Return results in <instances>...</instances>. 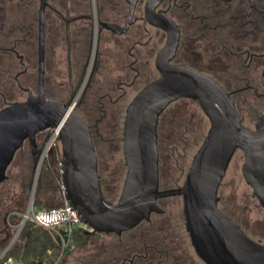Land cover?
Returning <instances> with one entry per match:
<instances>
[{
    "label": "water",
    "instance_id": "1",
    "mask_svg": "<svg viewBox=\"0 0 264 264\" xmlns=\"http://www.w3.org/2000/svg\"><path fill=\"white\" fill-rule=\"evenodd\" d=\"M39 1L36 94L28 92L25 101L6 104L0 110V185L23 143L28 141L36 154V135L52 130L61 145L60 176L65 201L72 208L70 211L76 212L78 220L89 227V234L121 236L142 222H148L152 214L163 215L159 199L178 196L182 198V214L190 244L204 264H264V244L251 239L218 208V190L237 150L244 154L243 179L264 208V114L255 123L254 130L243 127V118L221 86L206 75L171 65L179 31L166 15L155 13L161 0H147L145 20L163 30L167 40L155 60L159 78L143 87L125 109L122 154L126 173L118 201L109 202L101 190L89 127L75 112L90 69L69 106L45 97L44 11L47 3ZM127 1L129 15L124 28L102 23L99 30L125 33L138 0ZM181 99L190 100L199 107L209 128L192 158L182 187L160 191L157 126L164 111ZM49 176L45 169L44 179ZM35 185L36 181L33 191ZM31 206L32 201L26 213ZM24 223L23 219L0 259L17 240Z\"/></svg>",
    "mask_w": 264,
    "mask_h": 264
},
{
    "label": "rangeland",
    "instance_id": "2",
    "mask_svg": "<svg viewBox=\"0 0 264 264\" xmlns=\"http://www.w3.org/2000/svg\"><path fill=\"white\" fill-rule=\"evenodd\" d=\"M61 4L63 5V2ZM58 5V2H50L52 7L58 8ZM37 9L36 5L35 15ZM71 15L74 16L72 13ZM34 24V40L28 39L30 46L33 47L32 52L28 57L25 54H19L23 56L25 63L28 62V71L26 76L21 78V87L28 88L33 94L37 89L36 22ZM81 24L78 23V26ZM147 30L151 33V38L150 35L145 36L142 41L147 42L150 38L147 42L148 48L139 49V51L144 59L148 58L149 65L146 67L142 62L141 74L135 78V81H133L134 74L129 71H125L123 75L121 72L111 70L112 63L108 69L104 58L114 50L110 44H105L104 39L107 40V34L104 33L97 48L98 54L100 53V67L92 71L95 88H92L89 95L88 83L87 94L85 91L84 95L82 93L79 97L80 106L77 113L84 116L89 126L97 157V172L101 190L104 197L111 203L118 201L126 173L122 154L125 109L139 90L159 77L153 65L155 55L152 52L163 45L164 38L162 33L155 29L148 27ZM46 56L44 75L46 97L69 105L79 92L87 74L90 46H86L85 40L79 36L68 53L66 46L61 43L60 47L49 51ZM13 59L14 63L4 66V70L0 69V110L6 107V104L23 102L27 97L26 93H23L13 81L15 74L23 69L18 59L16 57ZM0 64H2L1 59ZM121 79H124V84L116 88L115 85ZM130 84L131 86H128ZM104 94L109 96L108 99L102 98ZM95 101L102 103L100 108ZM238 112L243 117L242 126L254 130L257 117L264 112V103L241 104ZM208 128L207 118L190 100L181 99L167 108L159 122L157 141L160 191L182 187L192 158L201 145ZM54 133L52 130H46L36 135V154H33L28 141H25L14 155L6 171V178L0 185V233L7 234V246L19 230L30 201L34 209L38 207L56 208L64 204V194L60 189L61 145L57 138L52 145H48ZM47 147L48 151L43 155L39 169V162ZM243 163L244 154L241 150H237L218 190V208L237 223L251 239L264 244V208L260 206L253 196L252 189L243 179L241 173ZM45 169L50 175L47 180L44 179ZM36 175L37 181L33 191ZM158 205L164 210V214L161 217L152 214L150 220L169 221L171 225L169 234L173 240H185L189 246L187 251L194 264H203L195 255L185 230L182 198L178 196L162 198ZM142 229L138 226L127 235H137L142 232ZM114 243V235L100 234L86 247L67 254L61 264H107L105 251Z\"/></svg>",
    "mask_w": 264,
    "mask_h": 264
},
{
    "label": "flooded vegetation",
    "instance_id": "3",
    "mask_svg": "<svg viewBox=\"0 0 264 264\" xmlns=\"http://www.w3.org/2000/svg\"><path fill=\"white\" fill-rule=\"evenodd\" d=\"M50 2H58V8L50 6ZM61 2L63 0H46L47 6L44 11V54L46 17L49 12L60 15ZM146 2L147 0H138L135 3L128 29L125 33L116 34L106 29L99 30L98 26L104 23L124 28L129 15L128 1L103 0L99 2V6L95 0H89L91 15L89 16L90 58L88 68L90 69V76L86 85L93 80L92 71L100 67V53L98 54L97 48L104 33L107 34V40L104 39L106 41L105 44H110L112 50H114L110 53L111 55L109 54L104 58L105 63L107 61L108 69L112 63L113 67L111 70L121 72L123 75L125 71H129L134 74L133 81H135V77L141 74L143 66L140 67V65H142V62L146 67L149 65L148 58L144 59L143 54L139 51V49L148 48V43L142 41L145 36L149 37L151 35L147 28L161 32L164 38L163 45L152 52L155 55L153 65L156 70L155 60L158 52L166 43L167 34L146 22L144 14ZM36 5L38 9L35 15ZM39 7V0H0V54H5L9 61L13 57L18 59L23 69L15 74L13 81L23 93H26L27 97L28 92H31L32 95H35L36 92L33 94L28 88L21 87V78L27 74L28 62L25 63L23 56L19 54H25L28 57L30 52H32L33 47L30 46L28 39L30 38V31L35 33L34 22H36L37 41ZM98 11L102 14L101 20H99ZM155 13L166 15L179 31L178 45L175 55L170 61L171 65L185 67L211 78L229 95L238 114L241 104L243 105L247 102L264 103V0H161L155 9ZM15 18L20 28L14 26ZM37 48L36 43V54ZM123 80H118V84L115 87H121L124 84ZM93 82L95 84L94 80ZM104 95H102V98L108 99L109 96ZM78 106L79 98L75 108L76 113ZM263 114L264 112L257 117V121ZM80 116L85 120L83 115ZM173 242H176V245L170 263L194 264L187 251L189 246L185 240L180 239ZM155 252L159 253L162 251L156 249ZM184 253L188 255L187 257L190 258L191 262L184 259ZM137 258L138 260L135 261L136 258L133 257L126 264H138L142 261L141 257ZM143 258H146V256Z\"/></svg>",
    "mask_w": 264,
    "mask_h": 264
},
{
    "label": "trees",
    "instance_id": "4",
    "mask_svg": "<svg viewBox=\"0 0 264 264\" xmlns=\"http://www.w3.org/2000/svg\"><path fill=\"white\" fill-rule=\"evenodd\" d=\"M102 1L103 0H95V2H97L99 6V2ZM60 9L61 16L53 12H49L46 17L44 69L47 57L46 53L60 47L61 43L66 46L67 53L74 45V41L78 40L79 36H82V40H85V45L89 46V16L91 15L89 0H63V5H60ZM71 13L74 14V16H72ZM14 15H16V13H14ZM98 15L99 20H101L102 14L99 12ZM32 23L33 22L31 20V24ZM78 23H82L80 25L81 27L78 26ZM14 26H18L20 28L16 18L14 19ZM34 34V32L30 31L29 40H34ZM0 59L2 60V64H0V69L2 70H4V66H6L7 64L14 63V59L9 61V58H7L5 54H0ZM93 80L90 83L88 82L89 95L91 94L90 92L92 88H95V85H93ZM87 87H85L83 95L85 91V94H87ZM44 88L46 96L45 83ZM94 91L92 93H94ZM57 102L62 103L61 101ZM96 103L98 108H100L102 103H100V101H95V104ZM166 111L167 109L164 111L161 117L165 115ZM161 117L159 118V122ZM159 122L157 126V141ZM139 227L143 229L142 232L137 233V235L134 234L133 236H129L127 235L128 232H126L123 233L120 237L114 236V245H111L109 249L106 248L108 250L105 251L107 253V264H126V262L133 257L136 258L135 261L138 260L137 257L142 258V261H140L138 264H171V256H173L174 254L173 251L175 249L174 247L176 245V242H173L174 240L169 234V230L171 228L170 222L165 220L150 221L148 223L144 222L140 224ZM99 236L100 234H89L87 232H84L83 230H76L74 233L75 250L73 252L86 247L94 238ZM7 240V234L4 232L0 233V254L6 249L8 244L6 243ZM156 249L162 252L157 253L155 252ZM59 255L60 244L58 239L51 232L41 227L35 226L30 222H26L22 227L17 240L0 259V264H5V262L9 258L18 260L23 264H61L63 259L58 261ZM145 256L146 258H143ZM183 256H185L184 259L186 261H190V258L187 257L188 255L186 253H184Z\"/></svg>",
    "mask_w": 264,
    "mask_h": 264
},
{
    "label": "built area",
    "instance_id": "5",
    "mask_svg": "<svg viewBox=\"0 0 264 264\" xmlns=\"http://www.w3.org/2000/svg\"><path fill=\"white\" fill-rule=\"evenodd\" d=\"M47 151H48V147L43 151L42 158L38 166L39 169L43 161V157H44L43 155H45ZM35 181H37V175ZM60 189L63 193L62 184ZM71 209L72 208L67 205L66 201H64L63 206L50 208V209L47 208L34 209L31 206L28 212L25 213L23 216L25 223L30 222L35 226L41 227L51 232L58 239L60 244V255L58 261L63 259L67 253H71L75 250L74 233L76 230H83L84 232L87 233L90 231L89 227L82 224L78 220L76 212L74 210L70 211ZM5 264H23V263L18 260L9 258L5 262Z\"/></svg>",
    "mask_w": 264,
    "mask_h": 264
},
{
    "label": "bare ground",
    "instance_id": "6",
    "mask_svg": "<svg viewBox=\"0 0 264 264\" xmlns=\"http://www.w3.org/2000/svg\"><path fill=\"white\" fill-rule=\"evenodd\" d=\"M58 137V135L56 134V132L54 133V135L52 136V138L50 139V142L48 145H52V143L55 141V139Z\"/></svg>",
    "mask_w": 264,
    "mask_h": 264
}]
</instances>
